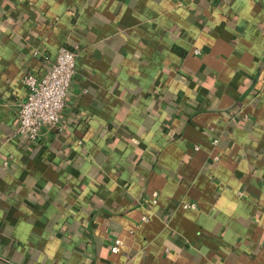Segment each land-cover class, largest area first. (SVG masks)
<instances>
[{
    "label": "crops",
    "instance_id": "1",
    "mask_svg": "<svg viewBox=\"0 0 264 264\" xmlns=\"http://www.w3.org/2000/svg\"><path fill=\"white\" fill-rule=\"evenodd\" d=\"M0 264H264V0H0Z\"/></svg>",
    "mask_w": 264,
    "mask_h": 264
},
{
    "label": "built area",
    "instance_id": "2",
    "mask_svg": "<svg viewBox=\"0 0 264 264\" xmlns=\"http://www.w3.org/2000/svg\"><path fill=\"white\" fill-rule=\"evenodd\" d=\"M76 53L61 46L50 68L40 77L29 73L23 77L26 96L19 103L17 129L19 137L31 141L39 138L42 130L57 128L61 113L66 106L67 94L76 72ZM217 140L214 139L213 143ZM183 208L195 207L194 203H183ZM120 240L114 239L111 252H118Z\"/></svg>",
    "mask_w": 264,
    "mask_h": 264
}]
</instances>
